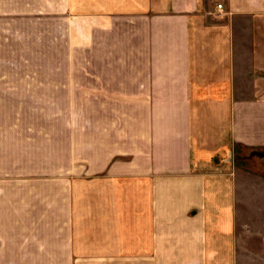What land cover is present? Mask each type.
Masks as SVG:
<instances>
[{
	"label": "crops",
	"instance_id": "0c3cea01",
	"mask_svg": "<svg viewBox=\"0 0 264 264\" xmlns=\"http://www.w3.org/2000/svg\"><path fill=\"white\" fill-rule=\"evenodd\" d=\"M244 248L264 264V0H0V264Z\"/></svg>",
	"mask_w": 264,
	"mask_h": 264
},
{
	"label": "rangeland",
	"instance_id": "374dc122",
	"mask_svg": "<svg viewBox=\"0 0 264 264\" xmlns=\"http://www.w3.org/2000/svg\"><path fill=\"white\" fill-rule=\"evenodd\" d=\"M77 39V38H76ZM73 54H75V65H69L71 68H72V70H74V72L76 71L77 72V66H78V70H80L81 71V69H80V67H82V66H85V65H82V64H78L77 65V42L75 43V45H74V51L72 50V53H71V55H73ZM68 69V68H67ZM72 98H75L76 99V103H79V104H83V105H86V103H89V97L88 96H81V95H79V96H75V97H72ZM53 113H51V115H52ZM79 115H83V116H85L87 119L86 120H88V112L87 111H83V112H81V113H79ZM52 118V117H51ZM73 118H76L77 119V117H73ZM79 119H80V117H79ZM241 150H240V152H246V150L244 149L243 150V148H240ZM250 155V154H249ZM242 164L243 165H247L248 164V162L247 161H242ZM250 208L249 207H245V205H244V203H243V205H242V209H241V221L240 222H242V224L240 225V229H239V236H240V234H241V243H242V245L244 246H248L249 247V245H250V242H255V241H252L251 239H249V233H250V231H249V228H250V226H249V223H250V217H249V215H250ZM257 218H255L254 219V222H256L257 220H256ZM258 224V223H257ZM260 224H258V226H259ZM256 230V225H255V227H254V224L253 223H251V231L253 230V231H255ZM257 231V230H256ZM242 251H243V262H241V264L243 263V264H250V262H249V257H247V256H245V254H248L249 253V249H247V248H244V249H242Z\"/></svg>",
	"mask_w": 264,
	"mask_h": 264
},
{
	"label": "built area",
	"instance_id": "2783aa9c",
	"mask_svg": "<svg viewBox=\"0 0 264 264\" xmlns=\"http://www.w3.org/2000/svg\"><path fill=\"white\" fill-rule=\"evenodd\" d=\"M224 4L222 2L217 3V9L223 10Z\"/></svg>",
	"mask_w": 264,
	"mask_h": 264
}]
</instances>
